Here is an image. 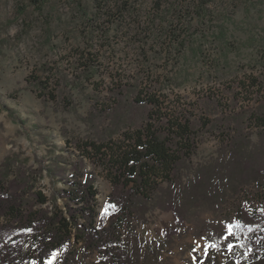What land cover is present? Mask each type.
I'll return each mask as SVG.
<instances>
[{
  "label": "rangeland",
  "instance_id": "obj_1",
  "mask_svg": "<svg viewBox=\"0 0 264 264\" xmlns=\"http://www.w3.org/2000/svg\"><path fill=\"white\" fill-rule=\"evenodd\" d=\"M169 69L170 82L163 84ZM146 71L157 82L153 89L164 87L168 109L179 100L213 121L249 116L264 104V0H0V172L11 160L8 181L23 179L54 203L65 187L48 169L57 160L72 172L74 139L110 129L109 119L90 115L92 99L101 100L114 80L144 78ZM253 79L257 86H243ZM126 112L138 125L145 109ZM246 132L259 159L250 167L261 168L264 128ZM218 152L217 139L206 134L183 166L182 184ZM98 178L103 202L110 184ZM255 193V183L244 187L240 204L256 206ZM236 199L215 211L187 213L181 222L170 210L151 208L134 221V240L148 255L151 246L160 247L162 264H196L194 254L211 248L209 235L224 229ZM78 258L76 264H95L96 254ZM217 261L225 264L219 254Z\"/></svg>",
  "mask_w": 264,
  "mask_h": 264
},
{
  "label": "trees",
  "instance_id": "obj_2",
  "mask_svg": "<svg viewBox=\"0 0 264 264\" xmlns=\"http://www.w3.org/2000/svg\"><path fill=\"white\" fill-rule=\"evenodd\" d=\"M173 38L176 41L178 35ZM166 71L163 84L170 82L172 72ZM143 74L144 78L120 77L101 100L92 99L90 115L109 119L110 129L74 139L72 172L60 168L66 162L57 160L53 170L48 169L65 187L56 191L59 198L54 203L32 191L23 179L8 181L14 165L6 160L0 172V264H48L53 253V264H76L78 257L93 254L95 264H162L160 247L151 246L148 255L134 240V221L157 206L172 211L181 222L187 213L215 211L231 197H237L231 203V218L224 219L221 232L209 235L215 247L194 254L196 264H219L218 254L225 264H264V165L250 167L259 159L246 132L253 126L264 128V104L249 116L233 113L213 121L199 115L193 103L177 100V107L168 109L161 93L164 87L153 89L157 82L148 71ZM245 85L252 88L257 82L253 79ZM139 108L145 109L139 124L129 123L126 110ZM206 134L217 139L219 156L182 184L183 166L190 164ZM88 162L100 173L88 168ZM99 175L110 184L103 202ZM251 183L256 185V206L247 209L238 198ZM58 200L63 201L62 207ZM43 206H49V211Z\"/></svg>",
  "mask_w": 264,
  "mask_h": 264
},
{
  "label": "snow or ice",
  "instance_id": "obj_3",
  "mask_svg": "<svg viewBox=\"0 0 264 264\" xmlns=\"http://www.w3.org/2000/svg\"><path fill=\"white\" fill-rule=\"evenodd\" d=\"M227 232H228V236H231V235H232L231 228H229V229L227 230ZM225 239H227V237H225ZM209 247H215V245H209ZM232 247H233V245H231V244L228 245L229 250H231ZM55 256H56V253H53V254H52V258L54 259ZM53 259H50V260L48 261V264H53Z\"/></svg>",
  "mask_w": 264,
  "mask_h": 264
}]
</instances>
